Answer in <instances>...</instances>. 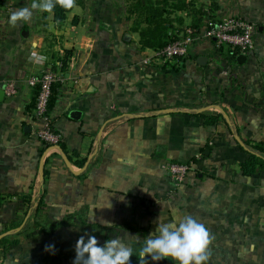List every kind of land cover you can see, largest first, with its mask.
I'll use <instances>...</instances> for the list:
<instances>
[{
	"label": "crops",
	"instance_id": "1",
	"mask_svg": "<svg viewBox=\"0 0 264 264\" xmlns=\"http://www.w3.org/2000/svg\"><path fill=\"white\" fill-rule=\"evenodd\" d=\"M130 2L76 0L60 25L53 13L34 12L16 27L11 12L32 0L0 6V90L9 79L17 89L10 97L0 91V264H72L85 234L101 245L133 236L131 264H139L157 218L185 215L215 237L208 264H264V171L243 175L239 168L247 157L241 140L264 142V81L251 67L264 59V24L244 62L233 64L225 47L199 40L178 69L144 62L152 49L141 48L131 30ZM226 12L212 10L215 17ZM180 14L187 25L190 15ZM52 64L61 79L48 115L60 140L46 145L36 135L37 89L26 80ZM202 114H217V123L204 124ZM191 160L172 191L164 167ZM10 234L18 242L4 253L1 240Z\"/></svg>",
	"mask_w": 264,
	"mask_h": 264
},
{
	"label": "clouds",
	"instance_id": "2",
	"mask_svg": "<svg viewBox=\"0 0 264 264\" xmlns=\"http://www.w3.org/2000/svg\"><path fill=\"white\" fill-rule=\"evenodd\" d=\"M59 6L64 10L77 7L76 0H32L30 6L13 10L8 23L16 27L22 23H30L34 12L53 13ZM43 64L46 56H38ZM155 231L143 239L138 250L139 264H149L162 260L175 261L176 264H208L211 259V245L215 239L208 227L191 215H185L177 221L164 222L157 218ZM126 241L120 237H112L103 245L92 234L81 235L75 243V257L72 264H131L133 246L131 238ZM139 243L140 238L135 237ZM251 249H240V255H246ZM45 251L55 254V245H45Z\"/></svg>",
	"mask_w": 264,
	"mask_h": 264
},
{
	"label": "built area",
	"instance_id": "3",
	"mask_svg": "<svg viewBox=\"0 0 264 264\" xmlns=\"http://www.w3.org/2000/svg\"><path fill=\"white\" fill-rule=\"evenodd\" d=\"M6 5V0H0V6L6 7ZM254 31V24L243 16L215 17L214 15H207L203 18L202 25L198 29L189 25L183 26L177 39L162 48L152 49L144 62L153 61L161 66H173L182 69L185 66L190 45L199 40L211 41L218 47L236 49L240 54L247 55L253 51L255 46ZM60 79L61 73L51 65H47L38 74L30 75L26 80L29 87L37 89L33 106V116L39 123L36 135L46 145L56 144L60 140V134L55 131L48 115L52 88L54 83ZM3 90L8 97L15 95L17 92L15 81L6 80ZM192 166L193 161L191 160L186 163L171 162L164 167L167 178L172 185V191L183 183Z\"/></svg>",
	"mask_w": 264,
	"mask_h": 264
},
{
	"label": "trees",
	"instance_id": "4",
	"mask_svg": "<svg viewBox=\"0 0 264 264\" xmlns=\"http://www.w3.org/2000/svg\"><path fill=\"white\" fill-rule=\"evenodd\" d=\"M199 0H131L127 7V19L132 18L131 30L138 34V42L141 48L159 49L169 42L178 38L182 27L185 26L182 12H187L191 21L187 24L198 29L203 22V18L208 15L210 7L198 3ZM70 10H64L57 6L54 10L53 19L60 25L66 18V13ZM226 56L233 64L238 63L237 57L240 55L238 50L225 48ZM71 52L66 50L60 57L61 68L67 66V60ZM249 55V54H247ZM245 55V56H247ZM53 95V94H52ZM53 102V96L50 97L49 106ZM204 124L214 125L218 121L217 114H202ZM63 146V145H62ZM65 148V147H64ZM240 150L247 154L240 164L239 168L243 175H252L258 171H264V142L253 141L251 139H242ZM247 148V150L245 149ZM193 161V160H192ZM10 234L1 240L2 250L5 253L8 248L15 245L18 240L12 238ZM93 235V234H92ZM169 260H162L165 262Z\"/></svg>",
	"mask_w": 264,
	"mask_h": 264
},
{
	"label": "rangeland",
	"instance_id": "5",
	"mask_svg": "<svg viewBox=\"0 0 264 264\" xmlns=\"http://www.w3.org/2000/svg\"><path fill=\"white\" fill-rule=\"evenodd\" d=\"M198 3H202L204 6L210 7V9L208 10V15H214L212 13V10L214 11L221 7L224 10H227V12L225 13L226 16L228 15L243 16L244 18L251 20L253 24H255L256 29L258 28L259 25L264 24V0H199ZM2 15L3 12L2 9H0V17ZM256 62L258 64L255 66L254 64H256ZM254 64H253L254 66L252 65L251 67H259V76L261 73L260 77L264 81V59L262 60L260 58H256ZM51 66L56 67L55 64H52ZM263 89H264V82H263ZM158 263H163V262H158ZM149 264L152 263L149 262Z\"/></svg>",
	"mask_w": 264,
	"mask_h": 264
},
{
	"label": "water",
	"instance_id": "6",
	"mask_svg": "<svg viewBox=\"0 0 264 264\" xmlns=\"http://www.w3.org/2000/svg\"><path fill=\"white\" fill-rule=\"evenodd\" d=\"M246 59V56L245 55H243V54H240V55H238V57H237V61L240 63H242V62H244V60ZM198 63H200L201 65H203V64H205V62H206V58L205 57H199L198 58ZM1 91V93H3L4 91L3 90H0ZM79 113V111H72L71 113H70V116L71 117H73V118H75V115L76 114H78Z\"/></svg>",
	"mask_w": 264,
	"mask_h": 264
}]
</instances>
